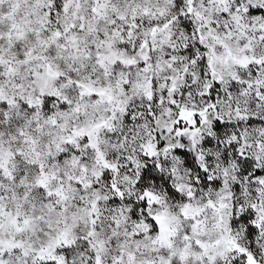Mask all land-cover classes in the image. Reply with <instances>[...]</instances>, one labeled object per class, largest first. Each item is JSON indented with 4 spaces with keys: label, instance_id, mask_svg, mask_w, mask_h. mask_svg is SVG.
<instances>
[{
    "label": "snow or ice",
    "instance_id": "obj_1",
    "mask_svg": "<svg viewBox=\"0 0 264 264\" xmlns=\"http://www.w3.org/2000/svg\"><path fill=\"white\" fill-rule=\"evenodd\" d=\"M0 264H264V0H0Z\"/></svg>",
    "mask_w": 264,
    "mask_h": 264
}]
</instances>
